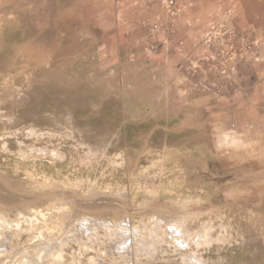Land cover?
Instances as JSON below:
<instances>
[{
	"label": "rangeland",
	"instance_id": "374dc122",
	"mask_svg": "<svg viewBox=\"0 0 264 264\" xmlns=\"http://www.w3.org/2000/svg\"><path fill=\"white\" fill-rule=\"evenodd\" d=\"M0 264H264V0H0Z\"/></svg>",
	"mask_w": 264,
	"mask_h": 264
},
{
	"label": "bare ground",
	"instance_id": "6f19581e",
	"mask_svg": "<svg viewBox=\"0 0 264 264\" xmlns=\"http://www.w3.org/2000/svg\"><path fill=\"white\" fill-rule=\"evenodd\" d=\"M158 219V218H157ZM177 223V224H176ZM175 224L177 225V227H180L181 226V224H179L178 222H176ZM123 225V224H122ZM175 225V226H176ZM123 228H126L125 226H122ZM176 228V227H175ZM178 231H179V229H176L175 231L173 230L170 234L173 236V238L175 239V240H179L180 241V237H179V235H178ZM138 234V233H137ZM136 234V235H137ZM135 235V236H136ZM140 237V236H139ZM210 235L209 234H207V238L208 239H210ZM141 238V237H140ZM140 238H138V241H139V243H143L144 241L142 240V238L140 239ZM182 242H186V239H184V238H182ZM60 255V254H59ZM194 255V254H193ZM193 255H187V257H189L190 259H192V260H194V261H197L198 262V259L196 258V257H194ZM197 256V255H196ZM59 257V256H58ZM199 263V262H198Z\"/></svg>",
	"mask_w": 264,
	"mask_h": 264
},
{
	"label": "built area",
	"instance_id": "2783aa9c",
	"mask_svg": "<svg viewBox=\"0 0 264 264\" xmlns=\"http://www.w3.org/2000/svg\"><path fill=\"white\" fill-rule=\"evenodd\" d=\"M173 5H175V0H167V6L169 8H172Z\"/></svg>",
	"mask_w": 264,
	"mask_h": 264
}]
</instances>
